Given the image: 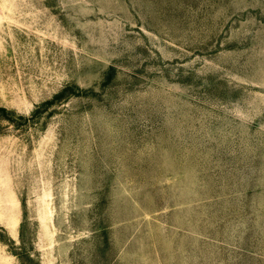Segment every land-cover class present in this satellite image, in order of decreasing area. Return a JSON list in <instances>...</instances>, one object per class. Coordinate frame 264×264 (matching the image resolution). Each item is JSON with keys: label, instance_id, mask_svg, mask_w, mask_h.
<instances>
[{"label": "rangeland", "instance_id": "obj_1", "mask_svg": "<svg viewBox=\"0 0 264 264\" xmlns=\"http://www.w3.org/2000/svg\"><path fill=\"white\" fill-rule=\"evenodd\" d=\"M0 264H264V0H0Z\"/></svg>", "mask_w": 264, "mask_h": 264}, {"label": "trees", "instance_id": "obj_2", "mask_svg": "<svg viewBox=\"0 0 264 264\" xmlns=\"http://www.w3.org/2000/svg\"><path fill=\"white\" fill-rule=\"evenodd\" d=\"M62 95V94H61ZM60 96V95H59ZM52 103V101H48V102H46V103H44V105L45 104H47V103ZM40 109V107H37V110H39ZM1 110H3V111H5V112H7V109L6 108H1Z\"/></svg>", "mask_w": 264, "mask_h": 264}]
</instances>
